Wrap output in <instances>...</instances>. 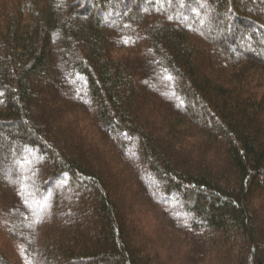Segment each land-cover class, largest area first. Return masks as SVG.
I'll list each match as a JSON object with an SVG mask.
<instances>
[{
	"label": "trees",
	"instance_id": "obj_1",
	"mask_svg": "<svg viewBox=\"0 0 264 264\" xmlns=\"http://www.w3.org/2000/svg\"><path fill=\"white\" fill-rule=\"evenodd\" d=\"M0 218V264H264V0H0Z\"/></svg>",
	"mask_w": 264,
	"mask_h": 264
},
{
	"label": "rangeland",
	"instance_id": "obj_2",
	"mask_svg": "<svg viewBox=\"0 0 264 264\" xmlns=\"http://www.w3.org/2000/svg\"><path fill=\"white\" fill-rule=\"evenodd\" d=\"M167 3H169V1H167ZM180 4V3H179ZM181 8V6H179ZM143 9V8H142ZM198 10L200 11V24L201 25H206V19L208 17V14L210 12H212V10H210L209 8H207L206 6H202V5H198ZM190 15L191 13L190 12H186L184 13V15L182 16V19L184 22L188 21L189 18H190ZM104 22L108 23L109 22V19L108 18H104ZM211 27V26H210ZM254 39L257 38L256 36L253 37ZM249 39L247 37H244L243 38V41H241V43H249ZM116 135H118L117 133H115ZM130 140V139H129ZM136 154V153H135ZM134 155V154H133ZM132 153L129 154V157H132V158H135L134 161H136L137 163H139V157H136V156H133ZM17 162L19 168L18 170L16 171L18 173V177L21 178V179H25L26 177L32 175L35 170H36V166L34 165V163L30 162L27 158H22L19 162L18 161H15ZM139 165H141L139 163ZM35 166V167H34ZM7 177H10L12 175V173H7L6 174ZM142 176H143V179L144 181L150 186V187H154L158 184V181L154 180L152 178V175L149 173V171L142 167ZM56 188V186H55ZM156 197L158 198V200H161L163 203L165 204H168V203H172L174 204L175 206L178 205V202L175 203L173 197H170V198H161V194L158 193L156 194ZM115 198V197H114ZM41 199V200H40ZM43 199V200H42ZM28 202V206L31 210L30 214H31V220H38V218H41L43 217L44 215H48V216H53V212H50V207H51V201L50 200H46L44 199L43 196H41L40 194H38L36 192V190H32L30 192V195H28V198H27ZM36 200H40V203L39 204H36ZM118 201V200H117ZM67 202H70V200H67ZM179 209L181 208L180 205H178ZM12 216V220L13 222L15 220H18V214L17 213H12L11 214ZM0 221H1V218H0ZM24 222V221H22ZM1 224V223H0ZM24 224L25 226H27V223H22ZM19 236L23 237L22 236V232L21 230H19ZM25 238L27 239V241H30V236H27L25 235ZM7 250V248L5 249ZM16 258H13V260L15 261V264H23L21 260L18 261V259Z\"/></svg>",
	"mask_w": 264,
	"mask_h": 264
},
{
	"label": "snow or ice",
	"instance_id": "obj_3",
	"mask_svg": "<svg viewBox=\"0 0 264 264\" xmlns=\"http://www.w3.org/2000/svg\"><path fill=\"white\" fill-rule=\"evenodd\" d=\"M125 42H127V41H125Z\"/></svg>",
	"mask_w": 264,
	"mask_h": 264
}]
</instances>
